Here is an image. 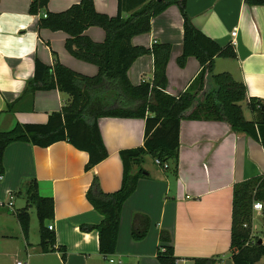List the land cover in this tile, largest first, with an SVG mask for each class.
Returning a JSON list of instances; mask_svg holds the SVG:
<instances>
[{
  "label": "crops",
  "instance_id": "obj_1",
  "mask_svg": "<svg viewBox=\"0 0 264 264\" xmlns=\"http://www.w3.org/2000/svg\"><path fill=\"white\" fill-rule=\"evenodd\" d=\"M79 1L49 0L47 10L62 12ZM185 3L187 16L200 32L219 46L234 47L236 58H215L212 73L228 72L245 85L248 97L264 101V5L249 6L245 0ZM29 4L30 0H0V132L11 130L16 123L45 124L49 114L68 103L69 96L58 90L23 95L34 77L36 60L46 66L56 61L84 76L97 74L95 65L79 61L66 51L65 33L38 30V16L28 13ZM94 9L114 17L118 0H94ZM84 34L96 43L105 38L98 27H91ZM153 44L171 47L165 93L177 96L197 76L200 65L193 57H188L182 67L177 63L182 53L183 21L176 5L152 18L148 33L131 39L132 46L150 48ZM152 73L153 58L144 55L132 63L127 77L133 86H138L150 82ZM121 100L120 103L125 102ZM11 104L13 109L6 111ZM98 128L108 156L90 171L85 170L88 155L66 142L46 148L25 142L6 147L0 204H6L13 196V207L10 210L0 206V245H4L0 255L10 259L25 247L26 264L107 262L98 253L95 229L102 217L86 193L94 178L104 193L120 188L123 168L118 153L142 145L144 120L100 118ZM179 142L176 177L165 175L151 159H145L147 177L138 181L122 206L116 252L111 257L118 264H122L121 260L125 264H159L156 251L162 243V232L170 238L176 264H193L194 258L215 256L220 257L216 264H233L229 252L232 188L264 174V148L246 135L233 132L228 124L216 121H182ZM30 180L38 183L41 197L53 199L54 217L45 225L53 227L55 247H64L65 262L59 252L41 253L39 242L30 243V230L24 237L15 217L17 211L26 207L20 191ZM16 197L22 199L21 209L15 207ZM138 215L148 218L149 227L145 237L135 241L131 232ZM254 216L253 224L260 234L264 229L260 230L258 223L264 226L263 215ZM11 261L9 264H13Z\"/></svg>",
  "mask_w": 264,
  "mask_h": 264
},
{
  "label": "trees",
  "instance_id": "obj_2",
  "mask_svg": "<svg viewBox=\"0 0 264 264\" xmlns=\"http://www.w3.org/2000/svg\"><path fill=\"white\" fill-rule=\"evenodd\" d=\"M48 2L30 0L28 13L38 16V30L65 33L66 51L79 61L95 65L97 74L84 76L56 61L52 66L35 61L34 77L23 95L58 90L68 95L69 101L59 111L49 114L45 124L16 123L11 130L0 132V176L4 174V150L15 142L41 148L66 142L88 155L85 170L90 171L108 156L98 128L100 118L144 120L142 145L118 153L123 168L120 188L113 193H104L94 178L86 193L87 200L102 217L95 227L98 253L112 257L117 247L122 206L135 191L138 181L147 177L143 169L145 159H151L165 175L177 176L181 122H223L233 132L246 135L264 148V101L248 97L245 85L235 81L228 72L212 73L215 58H236L234 47L230 44L219 46L200 32L187 16L186 0H118V12L114 17L96 12L94 0H80L58 13L47 10ZM245 3L264 5L262 0H245ZM171 5L178 7L183 21L182 53L177 63L182 67L188 57H193L200 65L197 76L177 96L165 93L171 47L166 44H153L150 48L131 45V39L148 33L151 19ZM130 11L134 12L125 17L124 14ZM91 27L104 31L103 42H93L84 34ZM144 55L153 58L152 79L133 86L127 72L132 63ZM121 99L125 102L120 103ZM243 103L248 107L250 119L244 116ZM13 106L8 105L6 111H11ZM20 192L25 196L26 207L17 211L15 217L24 237H27L30 226L28 210L34 207L40 252H59L65 262L64 247H55V236L45 225L54 217L53 199L39 195L35 180L28 181ZM254 202L264 204V174L233 185L229 245L233 264H264V242L256 240L246 246ZM262 215L264 219V209ZM245 224L247 228L243 227ZM148 227L149 220L145 215L136 216L132 239H143ZM160 239L162 243L156 251L158 263L176 264L178 259L174 256L168 234L162 232ZM192 261L193 264H216L220 257L194 258Z\"/></svg>",
  "mask_w": 264,
  "mask_h": 264
},
{
  "label": "rangeland",
  "instance_id": "obj_3",
  "mask_svg": "<svg viewBox=\"0 0 264 264\" xmlns=\"http://www.w3.org/2000/svg\"><path fill=\"white\" fill-rule=\"evenodd\" d=\"M242 110H243L245 118L246 119H250L251 114H250V112L248 110L247 105L244 104V103L242 104ZM147 160H149V158H146V161ZM21 195H22L21 198L22 197L25 198L23 193ZM21 198L16 197V199H15V201H16L15 207H17V209H21L23 207V206H21L22 205V203H21L22 199ZM29 214H30V229H29L30 230L29 231L30 243L36 245V243L39 242V235H38V221H37V217H36V213H35L34 207H31L29 209ZM257 222H259V219L257 220ZM263 223H264V221H263ZM258 225H259L260 230L264 229V226H263L262 223L259 222ZM262 233H263V231H262ZM3 246L4 245H0V252H1V249H3ZM23 246H24V244H23ZM10 259L11 260L13 259V264L16 261H19V260L26 261L25 247H23V249L20 252H18L16 255L14 254L13 256H10ZM10 259H9V257H5L4 255H0V264H9L10 262L12 263V261ZM112 259H113L115 264H118V260L116 258H112ZM31 260L29 259V261H31ZM121 262H122V264H125L122 260H121ZM103 264H108V263L106 262V263H103ZM130 264H132V263H130Z\"/></svg>",
  "mask_w": 264,
  "mask_h": 264
},
{
  "label": "built area",
  "instance_id": "obj_4",
  "mask_svg": "<svg viewBox=\"0 0 264 264\" xmlns=\"http://www.w3.org/2000/svg\"><path fill=\"white\" fill-rule=\"evenodd\" d=\"M232 37L235 36V32H232L231 34ZM157 164V162H156ZM2 176H0V179H1ZM13 196H10L9 197V200L6 204H0V206H6L7 208H9L10 210L12 209L13 207ZM264 209V204L261 203V202H254L252 204V212H253V218H252V224H251V227H250V234H249V240L248 242L246 243V246L247 245H250V244H253L256 240L260 241V243H263L264 242V232L263 233H258L254 227V224H253V221H254V214H262V211ZM244 228H247V225H243ZM48 230L49 231H52L53 230V227L52 226H48ZM106 261L108 264H115L113 259L111 257H106ZM14 264H26V261H23V260H19V261H16Z\"/></svg>",
  "mask_w": 264,
  "mask_h": 264
},
{
  "label": "water",
  "instance_id": "obj_5",
  "mask_svg": "<svg viewBox=\"0 0 264 264\" xmlns=\"http://www.w3.org/2000/svg\"><path fill=\"white\" fill-rule=\"evenodd\" d=\"M262 111L264 112V107L262 108ZM258 243H260V241H258Z\"/></svg>",
  "mask_w": 264,
  "mask_h": 264
}]
</instances>
